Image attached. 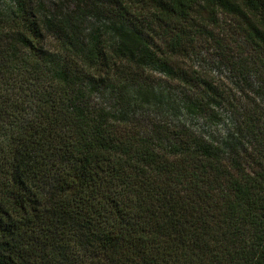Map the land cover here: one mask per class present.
<instances>
[{
  "label": "trees",
  "instance_id": "16d2710c",
  "mask_svg": "<svg viewBox=\"0 0 264 264\" xmlns=\"http://www.w3.org/2000/svg\"><path fill=\"white\" fill-rule=\"evenodd\" d=\"M39 1L0 20V264H264V0ZM221 23L232 87L189 64Z\"/></svg>",
  "mask_w": 264,
  "mask_h": 264
},
{
  "label": "rangeland",
  "instance_id": "374dc122",
  "mask_svg": "<svg viewBox=\"0 0 264 264\" xmlns=\"http://www.w3.org/2000/svg\"><path fill=\"white\" fill-rule=\"evenodd\" d=\"M59 0H40L39 2L44 5L47 10L52 12L54 10L53 7L58 8L56 3ZM61 1V0H60ZM64 3L68 4L66 0L63 1ZM53 3H55L53 5ZM61 3V2H59ZM16 0H0V20H3L6 15L10 13V11L16 9ZM44 10H39L40 17ZM91 18V17H90ZM92 19V20H91ZM90 21H94L91 18ZM94 23V22H93ZM95 24V23H94ZM5 23H0V27H4ZM213 37L222 39L221 44L225 49V52H221L219 47H217L213 41L207 40V35H198L197 41L199 45L197 59L194 56L192 60L189 61L191 65L192 62L194 63L195 68L200 69L203 73L209 74L215 79L223 80L225 83L230 85V87L235 86V81L240 78L238 76V68L241 66H246L248 69L252 70L251 65V58L252 52L251 48L248 45H245L241 42L240 36L234 32L232 28L225 24H219L217 27L213 28L212 30ZM207 41V42H204ZM202 47V48H200ZM219 50V51H218ZM249 64V65H248ZM258 75V74H257ZM259 76V75H258ZM260 79V78H259ZM258 79V80H259ZM249 81H254V79H250ZM241 85V84H240ZM249 94L252 95V90L249 88ZM239 97V95H237ZM247 103H251L248 101ZM249 105V104H248ZM257 108V107H256ZM228 122L229 119L225 118ZM195 127L201 126L200 124H195ZM226 130L225 123H222L219 128L217 129L218 135H223ZM208 132H216L214 127H210Z\"/></svg>",
  "mask_w": 264,
  "mask_h": 264
}]
</instances>
